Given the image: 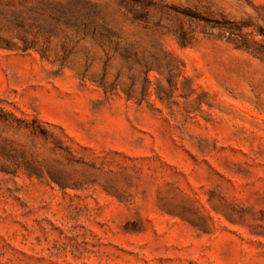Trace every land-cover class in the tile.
Wrapping results in <instances>:
<instances>
[{"label":"rangeland","instance_id":"obj_1","mask_svg":"<svg viewBox=\"0 0 264 264\" xmlns=\"http://www.w3.org/2000/svg\"><path fill=\"white\" fill-rule=\"evenodd\" d=\"M0 264H264V0H0Z\"/></svg>","mask_w":264,"mask_h":264}]
</instances>
